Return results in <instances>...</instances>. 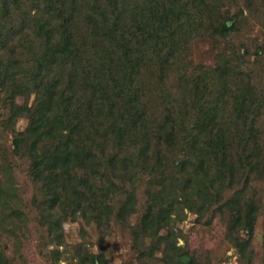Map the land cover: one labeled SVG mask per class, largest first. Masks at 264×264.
<instances>
[{
	"label": "rangeland",
	"instance_id": "374dc122",
	"mask_svg": "<svg viewBox=\"0 0 264 264\" xmlns=\"http://www.w3.org/2000/svg\"><path fill=\"white\" fill-rule=\"evenodd\" d=\"M260 1L256 0L255 4L258 5ZM249 2L250 0H214L212 3L209 0L207 4H200L202 8L200 16L211 21V16L207 14H212L220 5L232 8V12L240 13L242 9L250 10ZM191 3L189 0L188 4ZM152 5L162 6L166 12L164 1H155ZM137 9L126 7L122 16L123 21L131 26L136 20L139 21L136 16ZM263 12L264 7H261L257 13ZM145 13L142 11V14ZM246 13L247 11H243V15ZM1 16L2 13L0 18ZM169 19L167 9L163 22L165 20L169 22ZM242 19V31L237 34L245 40L241 51L246 53V62L243 58L232 63L235 67L237 63L239 65V68L236 67L237 78L241 76L238 74L241 71V61L258 75L260 72L258 69L262 67L264 59L263 51H260L261 57L257 59V41L264 38V17H257L256 14L254 17ZM0 24V30L9 27L2 20ZM161 27L162 29L158 26L157 31L153 29V35L159 34L163 29L167 33L173 29L175 38L189 37L187 45L184 42L180 43L177 53L173 50L168 63L162 68L148 56L149 42L141 41L142 36H145L143 33L145 28L137 37L133 33L136 34L139 28L135 30L131 28V33L128 32V41L136 39L131 47L134 59L139 60L135 68L137 75L143 78V85L149 79H153L154 83L158 81L160 89L154 93L155 96L152 94L149 109L142 118L136 119L132 125L125 120L119 123L121 127L124 125L122 132L125 134L131 132L135 144L133 147L132 140L121 139L124 144L122 145L116 128L109 127L108 135L105 131L98 132L105 133L110 143L106 145L105 142V145L110 152L114 150L120 152L117 155L118 161L114 164L119 169L112 171L111 174L104 172L102 176L104 181L101 180L104 183L98 179L99 177L94 176L91 179L96 185V188L92 186L95 189L91 198L89 189L81 188L74 177L64 179L66 175L63 172L66 171L59 170L56 175L49 174V179L53 183L50 187L32 171L33 160L37 157L43 160L42 165L49 162L44 159L53 154L48 146L52 138H57L62 131L68 133L67 128L78 125L77 121L82 129L74 131L75 140L86 136V126L79 115V103L74 102L68 111H65L63 106L50 105L48 112L54 111V114L52 119L41 123L42 135L27 137L24 144L17 148L14 140L16 131L27 126L28 118L15 115L14 120L7 124L12 112L10 104L4 105L2 95L0 96V264H185L179 263L176 259L181 247L189 252L193 264H264V158L259 162L261 164L258 168L245 173L249 175L247 178L241 173L247 168L244 166L247 162L244 161L249 160L244 158V151L241 150L245 142L249 141L248 134L244 135L246 130L244 114L238 112L236 102L235 105L230 101L212 103L207 96L206 83L199 86L198 83L202 81L198 78V72L188 68L192 64L190 58L182 57L180 54L181 50L185 49L187 53L191 52L196 65L202 68L216 67L218 54L225 53L226 44L221 36L212 35V32L207 34L198 30L197 34L192 32L188 34L185 26L176 29L165 24ZM188 44L191 49H188ZM220 63L223 65V61ZM170 72L173 73L171 76ZM163 76L164 82L160 83ZM191 91L198 99L193 110L191 109L194 99L189 98ZM186 97L190 99L189 103L184 101ZM33 100L34 95L29 99V106H32ZM24 101L25 98L21 95L15 98L18 104ZM114 105L117 112L112 113L113 115L129 114V110L121 106L122 104ZM188 108L189 114L196 113L200 128H204L205 123L207 128L214 127L212 132L221 134L222 130L229 129L228 123L236 127L237 133L229 129L231 142L226 147V162L231 163L237 172L230 181L227 179L224 184L220 179L212 181L200 168L198 160L187 163L189 167L161 172L165 160L178 158L187 153L189 155L190 151L181 144L173 150L178 154L174 155L163 149L160 145L162 142L156 145L155 140L150 143L152 150L156 145V153L153 152L155 159L153 163L155 166L152 165L153 173H148V176L135 173L142 165L132 158V150L127 148L131 146L136 149L141 140L146 139L144 136H151L148 131L156 129L152 124L156 123L157 119L163 123L165 119L170 118L175 124H179L180 120L175 119V115H185ZM220 112L222 117L216 118ZM67 117L74 119V122L68 123ZM213 118H216L214 122ZM109 130L113 132L109 133ZM258 133H262L264 137V121H261V128L252 131L254 136L252 144ZM91 148L94 153L96 147ZM128 151L130 155L127 154ZM260 152L264 156V142ZM124 157L128 162L122 166L121 161ZM240 160L242 167L238 165ZM69 165L71 166V163ZM48 169L44 167L45 171ZM192 171L195 174L200 172V177L194 181L185 180L187 176L193 175ZM86 174L89 175V172ZM197 180H202L204 184L199 185L198 190L204 192V196H212L211 199L202 202L192 196H188L186 200L179 198L175 208L171 209L170 218L165 215L160 220L154 216L157 211L159 213L153 201L156 194L163 196L162 193L166 194L172 189L178 194L181 192L180 189L187 188L193 191L196 189ZM103 191L106 195H101ZM230 196L231 198L238 196L240 202L231 204ZM250 197H253V200L247 201ZM248 202H252L256 208L255 223L250 235L237 231L243 228L241 222L248 209ZM190 206L193 208L205 206L206 210L204 213H197L192 211ZM143 228L148 231L147 234ZM237 234L240 236L242 234L249 240L244 250L236 243L239 240L236 239Z\"/></svg>",
	"mask_w": 264,
	"mask_h": 264
},
{
	"label": "trees",
	"instance_id": "16d2710c",
	"mask_svg": "<svg viewBox=\"0 0 264 264\" xmlns=\"http://www.w3.org/2000/svg\"><path fill=\"white\" fill-rule=\"evenodd\" d=\"M155 1H164L167 7L166 12L168 9L170 15L169 22L168 20L163 22L166 12L162 6H153ZM188 1L0 0V13H2L0 20L9 26L5 30H0V96L2 95L4 105L10 104L12 113L7 124L12 119L14 120L15 115L28 118L27 126L16 131L14 139L16 147L22 146L27 137L42 135L41 123L52 119L54 114V111L48 112L50 105L63 106L64 110L68 111L73 107L74 102H78L79 115L86 126V136H81L80 139L75 140L74 134L75 130L82 129L78 121V125L67 128L68 133L62 131L57 138H52L48 146L53 154L44 159L49 162L42 165L43 160L40 157L33 160V174L43 180L47 187L53 184L49 179V174L56 175L59 170H63L66 171L63 172L66 175L64 179H69V176L74 177L81 188L89 189L91 198L96 188L91 179L95 176L99 177L100 181H104L102 177L104 172L111 174L112 171L119 169L114 164L118 161L117 155L120 152L116 150L110 152L106 146L110 143L105 133L99 134L98 132L105 131L108 135L109 127L116 128L120 141L121 139L132 140L131 146L133 147L135 144L131 132L126 134L122 132L124 125L121 127L119 123L125 120L132 125L137 121L136 119L142 118L149 109L152 94L154 95L160 89L158 81L154 83L153 79H149L143 85V78L137 75L135 68L139 60L134 59L131 47L136 39L132 38L128 41V32L131 33V28L134 30L139 28L136 34L133 33L137 37L145 28L143 31L145 36H142L141 41L149 42L148 56L153 58L156 65L160 64L164 68L172 51L177 53L178 45L182 42L187 45V38H189H175L173 29H170L168 33L163 29L159 34L153 35L158 26L162 29L161 26L165 24L169 28L176 29L185 26L188 34L190 32L197 34V31L201 30L207 34L212 32V35L222 37L226 50L225 53L218 54L216 67L203 66L202 68L196 65L191 52L187 53L185 49H182L180 54L182 57L190 58L192 64L190 63L188 68L198 72V78L202 81L198 83L199 86L206 83L207 96L212 103L230 101L235 105L236 102V109L240 114H244L243 118L246 119L244 135L248 134L247 139H249L241 149L244 151V158L249 159L244 161L247 162L244 165L247 168L241 173L244 175L246 172H251L253 168L259 167L261 164L259 162L264 158L260 152L264 137L262 133H258L255 135L258 140L256 139L252 144V138H254L252 131L255 128H261V121H264V59L257 75L245 63L246 53L241 51L245 40L237 33L242 31V17L250 18L256 14L257 17H264V12L257 13L261 7H264V1L261 0L257 5L256 0H250L248 4L250 10L242 9L240 13L232 12V8L217 6L216 11L207 14L211 16V21L200 16L202 9L200 4H207L209 0H191V4H188ZM211 1L213 3L214 0ZM126 7L138 8L136 16L139 21L136 20L133 26L122 19ZM140 7H142L141 10ZM142 11L146 13L142 14ZM243 11H247L246 15H243ZM257 45V59H259L260 51L264 52V38L258 40ZM188 49H191L189 44ZM243 58L245 62H240L241 71L238 72L241 76L237 78L236 67L239 68V65L237 63L235 67L232 63ZM219 61H223V65ZM172 74L170 72L169 75ZM184 74L186 75V72ZM163 82L164 76L160 78V83ZM195 93L198 94L196 89ZM17 95L23 96L25 101L19 104L15 102ZM32 95H34V100L32 106H29V99ZM190 96L189 98L194 99L191 109L193 110L196 108L198 99L192 91ZM189 100L188 97L184 99L188 103ZM116 103L128 109L129 114L126 116L121 114L122 117L119 114L113 115L112 113L117 112L114 105ZM76 110L78 111V108ZM219 117H222L221 112L216 118ZM216 118H213V122ZM175 119L180 120L179 124H175L170 118L165 119L163 123L157 119V122L152 124L156 129L148 131L152 134L151 136H144L146 139H142L136 149L131 146L127 148L132 150V158L142 165L135 173L140 176L153 173L152 167L155 166L153 152L156 153V145L162 142L160 145L163 149L174 155L178 154L173 150L181 144L189 149L190 154L165 160L161 172L189 167L187 163L198 160L200 168L211 177L212 181L220 179L222 184L227 179L230 181L236 168L226 162V147L231 142L229 140L230 130L237 133L236 127L228 123L230 130L228 128L222 130L221 134L212 132L214 127L207 128L205 123L204 128H200L196 113L189 114V108L185 115H175ZM66 121L73 123L74 119L67 117ZM89 127L95 129L92 130ZM110 132L113 131L109 130ZM153 141L156 145L152 150L150 143ZM91 146L96 147L94 153ZM127 154L130 155L129 151ZM121 162L123 166L128 159L124 157ZM238 163L241 167L243 166L241 160ZM45 166L49 168L46 171ZM87 172L90 176L86 174ZM191 174L193 175L184 179L194 181L200 177V172L195 174L192 171ZM245 176L247 178L249 175L245 174ZM195 185L196 189L193 191L185 188L180 189L181 192L178 194L172 189L171 192L162 193L163 196L156 194L153 201L159 213L157 211L154 216L160 220L165 215L170 218L171 209L175 208L179 198L186 200L188 196H192L202 202L212 198V196H204V192L198 190L199 185L204 186L202 180H197ZM101 195H106V192L103 191ZM252 200L253 197L247 199V201ZM229 202L234 204L240 200L237 196L231 198ZM247 204L248 209L241 222L243 228L237 231L250 235L255 223L256 208L252 202ZM190 207L197 213H204L206 210L205 206ZM238 222L239 220L236 221L237 224ZM143 231L145 234L148 233L144 228ZM236 239H239L236 242L238 246L244 250L249 240L242 234L241 236L237 234ZM176 259L179 263H194L189 252L182 247Z\"/></svg>",
	"mask_w": 264,
	"mask_h": 264
},
{
	"label": "water",
	"instance_id": "95a60500",
	"mask_svg": "<svg viewBox=\"0 0 264 264\" xmlns=\"http://www.w3.org/2000/svg\"><path fill=\"white\" fill-rule=\"evenodd\" d=\"M188 264H191L190 262Z\"/></svg>",
	"mask_w": 264,
	"mask_h": 264
}]
</instances>
